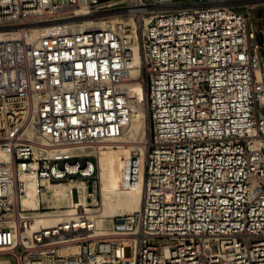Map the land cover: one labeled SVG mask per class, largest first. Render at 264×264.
<instances>
[{
	"label": "built area",
	"instance_id": "obj_1",
	"mask_svg": "<svg viewBox=\"0 0 264 264\" xmlns=\"http://www.w3.org/2000/svg\"><path fill=\"white\" fill-rule=\"evenodd\" d=\"M254 0H0V263L264 264V42ZM78 12L110 23L27 41ZM149 139L138 210L28 230L46 183L92 182L131 120V26ZM65 24V23H64ZM32 175L36 206H24Z\"/></svg>",
	"mask_w": 264,
	"mask_h": 264
},
{
	"label": "bare ground",
	"instance_id": "obj_2",
	"mask_svg": "<svg viewBox=\"0 0 264 264\" xmlns=\"http://www.w3.org/2000/svg\"><path fill=\"white\" fill-rule=\"evenodd\" d=\"M260 2L264 3V0H254L253 5ZM72 19L74 20H72L71 23L68 21H52L28 25L29 28L25 37L27 41H34L39 37H43L49 33L57 31L64 26L70 29H91L106 27L110 23L96 14L81 12H78L76 17ZM125 23L126 25L131 26L128 37L130 40L129 46L133 52L131 60L128 61L132 80L127 86L131 97V120L127 127L120 133L119 136L114 138L111 143L95 148L93 151H84V153L88 155H96L98 160V191L101 195V205H99V208L88 207L90 205L88 204V197H93L94 203L96 201L94 193L95 186L97 184L95 182L75 177L66 181L46 183V189L42 192L41 199L52 202V207L54 208L63 207V209H58V212L56 213H34L32 215L33 218L30 226L28 227L31 235H41L47 229L56 228L59 222L63 220L75 223L76 220H78V217L81 216L90 219L95 230L108 231L111 229L112 218L115 217L117 212H129L128 214H132L140 207L145 184L144 165L147 153L146 150H144L145 147L143 148L141 147L142 144H139L140 139L139 142L136 140L127 141L125 139L134 138L139 134L146 135V137H148V134L147 128L144 127L143 124L145 115L143 114L144 112L138 102L142 90V84L139 80L141 56L137 37L135 35V24L131 19L127 20ZM18 34L19 31L16 29L0 28V38H14ZM125 130L127 131L125 132ZM138 144L140 146H138ZM133 148H138L139 150L140 155L136 159H132L124 153V150H130ZM93 166H95L96 171V163L93 164ZM125 177L132 182L133 185L127 195H123L122 193L126 187V183L122 182ZM27 180L28 186L26 189V196L24 197L22 203L24 206H36L37 197L35 195L32 175H28ZM0 264L6 263L1 262Z\"/></svg>",
	"mask_w": 264,
	"mask_h": 264
},
{
	"label": "rangeland",
	"instance_id": "obj_3",
	"mask_svg": "<svg viewBox=\"0 0 264 264\" xmlns=\"http://www.w3.org/2000/svg\"><path fill=\"white\" fill-rule=\"evenodd\" d=\"M253 14H254V17L251 21V26H252V29L255 30V34H256V37H257V40L259 42H264V5L263 4H260L258 6H255L254 9H253ZM141 76V75H140ZM141 81V79H139ZM141 84H142V90H141V93H140V98L138 99V102L140 103L141 105V109L142 112L145 117H144V120H143V124H144V127L147 128V134H148V114H147V111H146V106H145V95H144V84L143 82L141 81ZM147 116V117H146ZM127 130H125L126 132ZM124 132V133H125ZM138 138V139H137ZM148 138L149 139V134H148V137H146V135H142V134H139L137 135L136 137L134 138H130V139H125V140H136L139 142V139H140V142L139 144L142 146L141 147H145L144 150H146V141H148ZM145 140V141H144ZM144 141V142H143ZM138 144V146H140ZM144 145V146H143ZM138 148H133V149H130V150H124V153L127 154V156H129L130 158H134L136 159L140 154H139V150ZM95 155V154H94ZM95 163H96V171H95V177L92 179L93 181L92 182H95L97 185L95 186V198H96V201L95 203L93 202V197H88V204H90L88 207L89 208H99L101 205V195L99 194V191H98V180H99V174H98V160H97V157L95 155V159H94ZM126 178V177H125ZM123 179L122 182L126 183V187H125V190L122 192L123 195H127L128 192L132 189L133 185H132V182H130L127 178L126 179ZM142 188V186H141ZM141 190V189H140ZM44 201V200H43ZM44 202H46L47 204V210L45 211H39V212H44V213H47V212H58L57 210L58 209H63V207H52V202H49L47 200H45ZM91 204H95V205H91ZM129 212H117L116 215H125V214H128Z\"/></svg>",
	"mask_w": 264,
	"mask_h": 264
}]
</instances>
